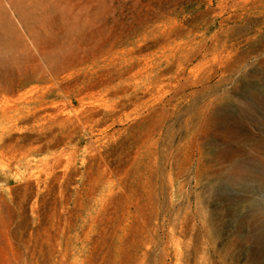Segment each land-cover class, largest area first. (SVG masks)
Wrapping results in <instances>:
<instances>
[{"label": "rangeland", "instance_id": "374dc122", "mask_svg": "<svg viewBox=\"0 0 264 264\" xmlns=\"http://www.w3.org/2000/svg\"><path fill=\"white\" fill-rule=\"evenodd\" d=\"M0 264H264V0H0Z\"/></svg>", "mask_w": 264, "mask_h": 264}]
</instances>
